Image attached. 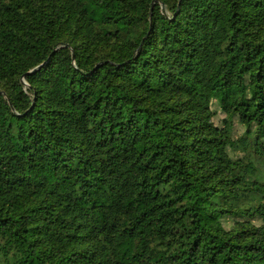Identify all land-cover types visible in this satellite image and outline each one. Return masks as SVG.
I'll list each match as a JSON object with an SVG mask.
<instances>
[{
    "label": "trees",
    "instance_id": "1",
    "mask_svg": "<svg viewBox=\"0 0 264 264\" xmlns=\"http://www.w3.org/2000/svg\"><path fill=\"white\" fill-rule=\"evenodd\" d=\"M211 99L264 158V0H0V264H264Z\"/></svg>",
    "mask_w": 264,
    "mask_h": 264
},
{
    "label": "rangeland",
    "instance_id": "2",
    "mask_svg": "<svg viewBox=\"0 0 264 264\" xmlns=\"http://www.w3.org/2000/svg\"><path fill=\"white\" fill-rule=\"evenodd\" d=\"M105 50L106 48H102V51ZM207 106L210 111L211 125L214 128L230 127L228 129L229 143L225 148V152L232 162L237 161L234 169L236 175L234 189L227 197L213 199V203L239 210H247L258 205L264 206V158L254 152L253 140H255V137H247L245 127L239 119L237 117L229 119L215 99H211ZM256 183L259 184L258 189L252 186ZM218 220L226 230L234 228L240 222L255 225H261L264 222V219L259 215L224 214Z\"/></svg>",
    "mask_w": 264,
    "mask_h": 264
}]
</instances>
